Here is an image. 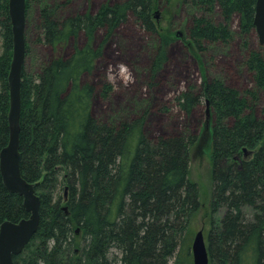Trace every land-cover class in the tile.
<instances>
[{
  "label": "trees",
  "instance_id": "16d2710c",
  "mask_svg": "<svg viewBox=\"0 0 264 264\" xmlns=\"http://www.w3.org/2000/svg\"><path fill=\"white\" fill-rule=\"evenodd\" d=\"M172 1L123 0L59 20L54 7L40 4L36 40L51 47L54 55L32 73H26L23 64L19 121L20 169L40 199L39 225L13 264H187L193 240L190 221L200 208L198 187L188 176L195 136L151 139L143 131V118L98 120L91 109L95 89L82 81L102 54V47H93L96 32L102 30L109 38L130 17L156 39L151 69L159 72L173 39L170 30L155 21L154 11ZM255 3L189 0L186 4L196 14L186 42L199 54L214 44L229 45L234 16L238 33L249 38L256 34ZM70 44L71 52L65 55ZM260 49L247 51L243 63L252 76V89L242 93L220 78H206L175 99L185 114L202 102L209 112V264H264V48ZM11 59L8 0H0V152L10 136ZM29 216L22 197L10 193L0 175V226Z\"/></svg>",
  "mask_w": 264,
  "mask_h": 264
},
{
  "label": "rangeland",
  "instance_id": "374dc122",
  "mask_svg": "<svg viewBox=\"0 0 264 264\" xmlns=\"http://www.w3.org/2000/svg\"><path fill=\"white\" fill-rule=\"evenodd\" d=\"M122 1L26 0L25 72H34L54 55L51 47L36 40L35 26L42 2L54 7L55 17L59 20L86 12L95 13L103 4ZM188 1L173 0L167 7L160 6L154 11L155 21L159 22L163 30H170L168 32L173 39L167 49V60L159 72L151 69L156 39L147 35L130 17L109 38L102 30L96 32L93 47H102V54L92 73L84 75L82 81L95 89L91 109L98 120L116 123L143 118V131L151 139L161 136H195L196 141L189 151L188 176L198 187L200 208L191 218L190 229L193 237L202 230L205 238L213 187L208 109L202 102L190 114H185L175 99L189 87L199 86L206 78H220L227 86L242 93L252 89V76L243 63L247 51L261 50V45L256 34L246 39L238 33V16H234L230 23L233 31L231 43L214 44L206 54L197 53L186 42L191 17L196 14L186 4ZM83 43V38H80L78 45ZM245 43H248L246 49L243 48ZM72 47L70 44L64 54L68 55ZM119 63L127 65L131 71V80L125 81L119 76L115 80L107 78L109 65L115 69ZM221 215L222 212L218 217ZM111 254L110 258L115 252ZM187 258V264H193L190 248Z\"/></svg>",
  "mask_w": 264,
  "mask_h": 264
},
{
  "label": "water",
  "instance_id": "95a60500",
  "mask_svg": "<svg viewBox=\"0 0 264 264\" xmlns=\"http://www.w3.org/2000/svg\"><path fill=\"white\" fill-rule=\"evenodd\" d=\"M25 8V0H8V16L12 32V59L8 75L10 136L8 145L0 152V175L4 187L9 192L22 197L23 207L30 216L18 223L4 221L1 224L0 264H13V257L22 252L39 225L40 199L35 194L34 186L22 177L20 169V82L25 57ZM253 24L258 42L264 48V0H256ZM206 113L208 118V110ZM190 249L193 264H209L202 230L194 235Z\"/></svg>",
  "mask_w": 264,
  "mask_h": 264
},
{
  "label": "clouds",
  "instance_id": "9594fccd",
  "mask_svg": "<svg viewBox=\"0 0 264 264\" xmlns=\"http://www.w3.org/2000/svg\"><path fill=\"white\" fill-rule=\"evenodd\" d=\"M117 76L124 79L125 81L132 79L131 71L128 69L127 65L123 63H119L115 67V69H113L112 65H109V68L107 71V78L109 80H115Z\"/></svg>",
  "mask_w": 264,
  "mask_h": 264
},
{
  "label": "bare ground",
  "instance_id": "6f19581e",
  "mask_svg": "<svg viewBox=\"0 0 264 264\" xmlns=\"http://www.w3.org/2000/svg\"><path fill=\"white\" fill-rule=\"evenodd\" d=\"M11 193V192H10Z\"/></svg>",
  "mask_w": 264,
  "mask_h": 264
}]
</instances>
